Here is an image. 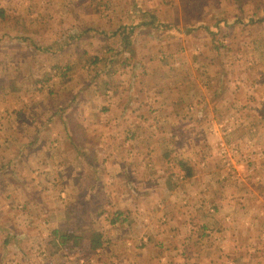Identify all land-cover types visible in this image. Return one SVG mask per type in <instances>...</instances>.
<instances>
[{
  "label": "rangeland",
  "instance_id": "1",
  "mask_svg": "<svg viewBox=\"0 0 264 264\" xmlns=\"http://www.w3.org/2000/svg\"><path fill=\"white\" fill-rule=\"evenodd\" d=\"M250 1L0 0V264H18L11 260L19 253L25 264V231L41 246L30 249L38 264H120L124 253L146 264L117 248L136 239L135 228L165 240L166 213L181 201L197 193L241 199L244 186L259 192L264 167L252 166L264 162V0ZM85 86L95 114L90 132L80 122L75 137L88 147L79 155L90 174L78 179L86 182L80 190L71 171L75 139L50 136L59 127L57 99ZM109 99L122 111L118 121L96 115ZM9 102L15 105L7 118ZM185 165L193 169L192 187L182 179ZM251 209L237 213L236 246L223 253L264 264L263 224L249 226L258 217ZM188 218L196 238L205 239L202 216ZM58 219L77 234L101 230L104 248L95 253L88 242L69 240L70 248L58 250L49 240L50 251L41 253L48 243L40 239L53 234ZM192 240L189 253L202 243Z\"/></svg>",
  "mask_w": 264,
  "mask_h": 264
},
{
  "label": "crops",
  "instance_id": "2",
  "mask_svg": "<svg viewBox=\"0 0 264 264\" xmlns=\"http://www.w3.org/2000/svg\"><path fill=\"white\" fill-rule=\"evenodd\" d=\"M249 3H251L250 0H248ZM248 6V5H247ZM92 86V85H91ZM89 86H85L83 87H79L76 94L77 95H73V97L71 96L69 99H57V101L54 104V111L52 114H54L53 119L58 122L59 127L57 129H55L56 132H52L51 134V138H54V136H56L58 138V141L60 142H65V140L67 138H74V147L75 150H77V153L75 155L77 162L76 165H74V168L79 169V171L74 170V168L72 167V172L74 174L73 178H74V183L77 186L76 188L81 187V182L78 181V179H82L88 177L90 174H86L87 169L82 167V163L80 161V152H82L83 150H87V145L85 144L82 145L80 143L77 142L76 140V133L79 130L77 127H82L79 123H85L83 126V130L87 131L86 129V124L87 121H89V116L92 114H95V112H93V108L95 107V104L90 101L89 99H85L84 98V93L92 87ZM13 88L8 89L7 91H12ZM69 91H71V89H69ZM8 92H6L7 94ZM71 93V92H70ZM108 102L105 104L107 105V107L103 108L104 112L101 111H97L96 115L98 116V113H100V115L102 117H107V115H109L108 117L109 120L111 121H115V120H119L120 117L122 116V111H118L117 110V105L118 102L116 99H109L107 100ZM14 102H9L8 104H6V109H4V115H7V118L9 116V114L12 115V112L14 110ZM41 105V103H39V106ZM45 106V105H44ZM42 107V105H41ZM74 108L76 110V112H74ZM79 109H82L87 115L84 116L83 112H79ZM107 113V114H106ZM111 114H113L114 116H110ZM10 115V116H11ZM124 115V114H123ZM3 116L2 113H0V119ZM72 117L73 120L77 123L75 125L68 127L65 124L66 120H69V118ZM87 117V118H86ZM92 117V116H91ZM86 118V119H85ZM76 126V127H75ZM87 132H90L89 130ZM55 138V139H57ZM64 149V148H63ZM62 149V150H63ZM61 150V151H62ZM72 153L71 150L68 151V154ZM74 157V158H75ZM74 159V160H76ZM60 163H65L66 162L63 160H59ZM80 166V167H77ZM253 169L258 170L260 172V170L264 167V162H262V167L258 168L259 166L257 165H253L252 166ZM76 169V170H77ZM81 169V171H80ZM85 171V172H83ZM258 173V172H257ZM96 177V175H94ZM82 177V178H81ZM183 180H188V177L186 178V176L184 175V177H182ZM251 182H254V178L250 179ZM14 181V180H13ZM12 181V182H13ZM200 181H203L201 179H194V182L196 183H200ZM78 182V183H77ZM224 183V182H223ZM17 184H21L17 182ZM193 184V183H192ZM190 183V181H187V185L188 187H192V185ZM241 186H244L243 184ZM251 186H244V188L241 189V192L243 189H245L243 193V196H241L242 198H236V196L234 195L233 197H228V193L226 194H222L219 193L218 195H213L212 197L208 198H201V197H197L198 194L197 193L195 195L194 193V197L196 200L191 201V200H183V202L181 201V207H175L172 211H169V215L168 213H166V216H169V220L166 224V233L164 234L165 237L163 240L162 236H158L160 239V241H157L155 238H153L154 235L150 234L149 232H143L142 229H134V235L136 239L134 240H127L125 242L121 241L119 242V244L117 245V248L119 249V251L122 254L124 253V251L126 249L129 250V253H136L139 256L138 260L140 262L144 261L146 262V264H214L215 262L217 264H227V262L229 264H240V259L239 257L235 256V257H230L228 254H224L223 250L226 251V249H230L235 245V238L238 237L239 235V228L238 226L235 225L236 220L238 219L237 217H239L237 215V213L239 211L242 210V206L246 207V210H249V208L251 209V212H258V217H256L254 220H252L249 224V226H253V224L256 225L255 221H260L263 224L262 230H264V213H263V208H264V185L262 187H259V192L257 190H255L253 187L249 188ZM85 188V186L83 187ZM81 190V189H80ZM187 193H189V195H191V193H193L190 188L186 190ZM233 189L230 191L232 192ZM91 192V191H90ZM199 192H202L199 190ZM94 194H91L90 196H93ZM203 195V194H202ZM169 196H172V194L170 193ZM193 196V194H192ZM203 197H207L204 196ZM239 197V196H238ZM34 198V197H33ZM32 198V199H33ZM161 199V198H159ZM209 200V201H208ZM243 201L239 204V201ZM210 203V205L204 210L203 207V203ZM31 204H34L35 207L38 206L39 202L34 200L30 202ZM183 205H185L183 207ZM258 207L256 210H253L255 207ZM65 211V210H64ZM262 212V213H261ZM129 213V212H128ZM135 213V212H134ZM104 214H106L104 212ZM137 214V213H136ZM188 214L193 215L194 219L197 218V215L199 217L202 216V221L205 220V224L202 226L204 228V232L203 236H206L205 239L201 240V238H196L198 237L197 235L195 236V230L196 227H193V225L196 223L191 222L190 220H188ZM260 215V216H259ZM65 216H67V211ZM139 216H141L139 214ZM138 219V218H137ZM191 219V218H190ZM210 219V220H209ZM127 220V219H126ZM115 221V220H113ZM57 222H60L59 225H55L56 228H51L53 229L51 233H53L51 236H46L44 235L43 237H41L40 239V243L41 245L44 243H48L47 245H42L44 246V248H42V252H45L46 250L50 251V246H49V240H52L51 242L54 243V246H57L59 244H61L59 242L60 239H56L55 235H54V230L57 228H60L61 225H66L65 220H60L58 219ZM53 223V221L50 222V224L45 223V228L47 227V229L49 228V226H51ZM171 224V227H170ZM54 225V223H53ZM178 225L180 227H178ZM54 226V227H55ZM169 226V230L168 227ZM26 227H30L27 226ZM142 228V227H141ZM27 229V228H26ZM50 229V230H51ZM182 229V230H181ZM254 229V228H252ZM101 232V230H99ZM206 231L210 234H207ZM143 233H147V234H142ZM102 233V232H101ZM25 235V237H22L21 239H23L22 241L24 243H27V247L25 246L23 249V254H26L27 256H25V264H38L39 259H40V255H35L33 248L37 247L40 248V245H36V243L31 240V242H29L28 240L30 238L29 237V233H27L26 231L23 233ZM42 235V234H41ZM50 235V234H49ZM103 235V234H102ZM133 235V236H134ZM104 236V235H103ZM177 238H182L180 243H177ZM194 238V242L197 243L198 241L201 240V245L200 248H198V250L196 252L193 253H189L187 252V249H190V239ZM17 239L19 242V237L17 236ZM106 240V239H105ZM207 240H209V244H205L207 242ZM57 241V242H56ZM86 242H88L87 247L91 252H99L100 248L96 249V250H91L90 248V244L88 240H85ZM107 241V240H106ZM167 241H169V243H166ZM5 242H10L9 239L5 240ZM193 240H192V244H194ZM11 243V242H10ZM84 243V241H83ZM82 243V245H83ZM104 248V245L103 247ZM109 248V247H108ZM113 248V247H112ZM184 248L186 250H184ZM205 248H207V250H205ZM32 249V250H30ZM60 249V248H59ZM58 249V250H59ZM234 249V248H233ZM45 250V251H44ZM218 250V251H217ZM30 251L32 253H30ZM50 253V252H49ZM231 253V252H230ZM20 254H18V257L16 259H12L11 262L16 261V263L20 264ZM117 255V254H116ZM213 257H210V256ZM24 257V256H23ZM122 257V256H120ZM132 258V257H131ZM131 258H126V254H123V260L122 262H119L120 264H127V259L129 261V264H131V261L133 262V264L139 263L137 261V258L133 257ZM241 258V257H240ZM11 259V258H10ZM259 259V258H258ZM257 259V260H258ZM256 261V260H255ZM254 261V264H255ZM10 260H7L6 264H9ZM5 263V262H4ZM140 264V263H139Z\"/></svg>",
  "mask_w": 264,
  "mask_h": 264
},
{
  "label": "trees",
  "instance_id": "3",
  "mask_svg": "<svg viewBox=\"0 0 264 264\" xmlns=\"http://www.w3.org/2000/svg\"><path fill=\"white\" fill-rule=\"evenodd\" d=\"M10 87L14 88L13 82L10 83ZM65 124L68 127H70V126L73 127V125H75L77 123L73 120L72 117H70L69 120L65 121ZM180 163L182 165V164H186L187 162L185 160H182ZM184 170H185V176L186 177H190L191 175H193V169L190 165H188V166L185 165ZM80 185H81L80 189H83L84 186L86 187V182L81 181ZM67 215H71L70 209L67 210ZM77 215L78 214L76 213V216ZM79 231H80V234H77L73 228L65 227V226H62L60 228L55 229L54 235H55L56 239L57 238L60 239L59 242L61 243L57 246V248L58 249L59 248H70L69 247V243H70L69 240L73 241L72 246L82 245L83 241L88 240L91 250H96V249L101 247V245L103 243V235L99 230H91V229L81 228V229H79Z\"/></svg>",
  "mask_w": 264,
  "mask_h": 264
}]
</instances>
